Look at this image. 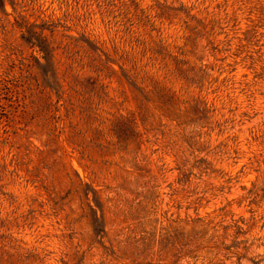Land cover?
Wrapping results in <instances>:
<instances>
[{"label":"rangeland","instance_id":"rangeland-1","mask_svg":"<svg viewBox=\"0 0 264 264\" xmlns=\"http://www.w3.org/2000/svg\"><path fill=\"white\" fill-rule=\"evenodd\" d=\"M0 264H264V0H0Z\"/></svg>","mask_w":264,"mask_h":264}]
</instances>
